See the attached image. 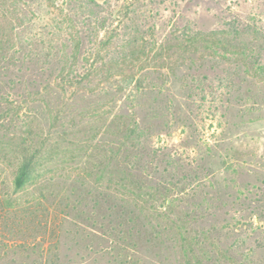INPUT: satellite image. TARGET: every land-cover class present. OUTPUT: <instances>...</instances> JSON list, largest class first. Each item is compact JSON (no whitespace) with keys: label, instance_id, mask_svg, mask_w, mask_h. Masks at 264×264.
<instances>
[{"label":"trees","instance_id":"obj_1","mask_svg":"<svg viewBox=\"0 0 264 264\" xmlns=\"http://www.w3.org/2000/svg\"><path fill=\"white\" fill-rule=\"evenodd\" d=\"M31 1L37 0H19L21 21ZM48 4L52 9L50 37L60 40L59 44L50 38L45 44L43 32L36 30L29 37L32 47L26 49L21 44L16 54L9 52V39L0 40V264H68L57 254L47 253L52 246H43V241L48 231H58L61 236L64 221L77 218L78 229L71 235L86 236V228L95 226L100 251L106 250L104 244L109 240L115 255L106 251L103 255L109 253L112 259L119 255L126 258L135 244L162 251L163 236L170 234L187 264L241 262L233 256L243 247L239 240L221 246L216 238L220 232L218 209L204 212L195 202L172 207L175 200L193 199L194 193H187L195 170L175 150L151 141L149 129L133 112L122 110L100 116L97 143L87 146L80 141L81 146L74 148L64 141L68 139L64 128L51 140L34 122L23 119L22 107L12 91L28 87L40 92L47 88L50 79L46 83L41 80L45 69H49L48 76L55 74L54 79L68 88L89 85L90 77L104 75L107 80L113 79L110 87L114 94L129 97L143 92L147 76L142 69L150 53L163 48L155 38L148 6L151 0H122L119 4L112 0H48ZM227 28L214 42L198 32L171 31L164 44L190 48L211 41L216 46L225 42L235 46L237 40H243L242 32L247 31L251 39L261 36L250 28L240 30L230 24ZM248 43L238 47L243 71L264 73V65L256 62ZM39 45L43 46L41 50ZM23 70L30 73L25 83L19 81ZM225 78L229 84L233 82ZM204 79L197 75L195 87ZM79 147L88 155H96L93 167L98 185L94 188L88 187L83 175L69 179L57 173L78 161L75 149ZM53 185L57 188L52 189ZM195 220H203L205 226L190 230ZM227 229L234 234L235 229ZM36 246L42 252L33 257ZM250 251L248 248L244 252Z\"/></svg>","mask_w":264,"mask_h":264},{"label":"rangeland","instance_id":"obj_2","mask_svg":"<svg viewBox=\"0 0 264 264\" xmlns=\"http://www.w3.org/2000/svg\"><path fill=\"white\" fill-rule=\"evenodd\" d=\"M112 1L119 4L122 0ZM20 4L19 0H0V40H10L9 52L15 53L21 44L30 49L29 37L36 30L43 32L45 44L49 38L59 44L60 40L50 37L52 9L48 0L31 1L23 21ZM148 6L152 9L155 38L163 48L153 50L142 69L147 76L143 92L129 97L114 94L110 87L113 79L107 80L104 75H93L89 85L80 83L68 88L54 79L55 74L48 76L47 68L41 77L45 83L50 79L47 88L40 92L28 87L12 91L22 107L23 119L34 122L51 140L56 139L57 130L64 128L68 133L64 141L74 148L80 141L87 146L97 143L100 116L122 110L133 112L149 129L151 141L175 150L195 170L191 172L187 194L194 193L196 200L178 199L172 207L195 202L204 212L218 209L215 211L220 232L216 238L221 246L239 240L243 247L233 253L241 261L237 264H264V73L243 71L238 54V47L244 48L248 40L256 62L264 65V0H151ZM228 24L240 30L254 29L261 36L251 39L245 31L243 40H237L235 46L226 42L214 45L212 42L222 30H228ZM171 31L198 32L212 42L190 48L164 44ZM228 34L230 37L231 32ZM39 46L41 50L43 46ZM23 74L19 81L29 78V71L23 70ZM197 75L205 79L195 87ZM225 77L233 82L229 84ZM22 128H26L25 124ZM75 150L78 161L57 173L69 179L83 175L88 187L94 188L98 185L93 167L96 155H88L83 147ZM185 195L182 197L188 196ZM77 222L78 218L66 219L61 236L58 231H48L43 246L52 247L47 253L57 254L68 264H187L170 234L163 236L167 249L135 244L134 250L126 252V258L119 255L112 259L109 253L103 255H115L109 240L104 244L106 250L100 251L95 226L86 228V236L71 235L78 229ZM202 226L203 220H195L190 230ZM230 227L235 229L234 234L228 231ZM248 248L251 251L245 254ZM33 251V257L42 252L37 246Z\"/></svg>","mask_w":264,"mask_h":264}]
</instances>
